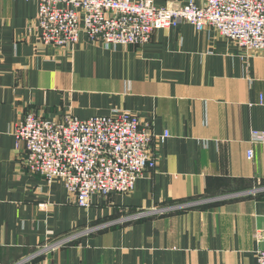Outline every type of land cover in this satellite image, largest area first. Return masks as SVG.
I'll return each mask as SVG.
<instances>
[{
	"label": "crops",
	"instance_id": "obj_1",
	"mask_svg": "<svg viewBox=\"0 0 264 264\" xmlns=\"http://www.w3.org/2000/svg\"><path fill=\"white\" fill-rule=\"evenodd\" d=\"M37 13L38 0H0V264H258L264 144L251 132L264 130V51L187 22L142 46L82 33L59 48L40 40ZM117 111L155 136L157 165L129 194L96 193L84 208L24 168L13 129L26 113Z\"/></svg>",
	"mask_w": 264,
	"mask_h": 264
},
{
	"label": "built area",
	"instance_id": "obj_2",
	"mask_svg": "<svg viewBox=\"0 0 264 264\" xmlns=\"http://www.w3.org/2000/svg\"><path fill=\"white\" fill-rule=\"evenodd\" d=\"M181 22L213 30L247 54L264 51V0H184L178 6L155 0H38L35 28L42 42L59 48L74 46L82 33L107 45L142 46L155 31ZM13 134L17 147L24 144V168L49 183L62 181L84 208L96 193L129 194L157 165L153 132L127 111L87 119L68 114L62 120L28 112ZM169 135L165 131L159 141ZM251 142L264 144V130H253ZM247 158H254L252 149ZM256 258L264 264V249Z\"/></svg>",
	"mask_w": 264,
	"mask_h": 264
}]
</instances>
